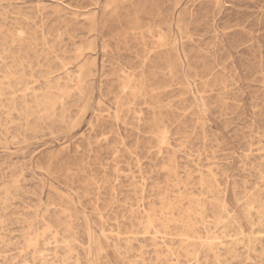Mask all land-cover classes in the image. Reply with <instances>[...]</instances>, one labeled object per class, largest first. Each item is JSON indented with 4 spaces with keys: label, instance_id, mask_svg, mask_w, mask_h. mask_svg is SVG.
<instances>
[{
    "label": "rangeland",
    "instance_id": "obj_1",
    "mask_svg": "<svg viewBox=\"0 0 264 264\" xmlns=\"http://www.w3.org/2000/svg\"><path fill=\"white\" fill-rule=\"evenodd\" d=\"M0 264H264V0H0Z\"/></svg>",
    "mask_w": 264,
    "mask_h": 264
},
{
    "label": "bare ground",
    "instance_id": "obj_2",
    "mask_svg": "<svg viewBox=\"0 0 264 264\" xmlns=\"http://www.w3.org/2000/svg\"><path fill=\"white\" fill-rule=\"evenodd\" d=\"M203 64V63H202ZM216 84V83H215ZM161 143H163L162 141H161ZM164 144H165V142H164ZM171 208V207H170ZM169 209V208H168ZM164 213H166V212H164ZM167 214V213H166ZM167 218V217H166ZM169 219V218H168ZM164 221H165V219H164ZM228 223V222H227ZM119 237V236H118ZM171 252V251H170Z\"/></svg>",
    "mask_w": 264,
    "mask_h": 264
}]
</instances>
